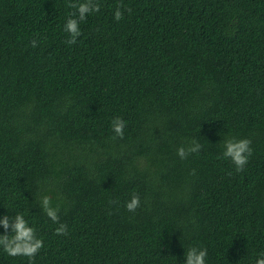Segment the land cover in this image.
<instances>
[{
  "label": "trees",
  "instance_id": "1",
  "mask_svg": "<svg viewBox=\"0 0 264 264\" xmlns=\"http://www.w3.org/2000/svg\"><path fill=\"white\" fill-rule=\"evenodd\" d=\"M69 2L0 0V217L23 214L36 230L33 264H184L190 247L207 249L205 264H255L264 0H98L73 45ZM119 4L131 12L116 21ZM229 137L251 140L239 173L222 156ZM193 139L200 151L180 159ZM41 195L68 235L55 234ZM0 264L28 259L0 249Z\"/></svg>",
  "mask_w": 264,
  "mask_h": 264
},
{
  "label": "clouds",
  "instance_id": "2",
  "mask_svg": "<svg viewBox=\"0 0 264 264\" xmlns=\"http://www.w3.org/2000/svg\"><path fill=\"white\" fill-rule=\"evenodd\" d=\"M66 6L75 9L74 12L69 14V18L63 26V30L69 36L66 43L73 45L77 42V37L81 35L80 23L85 21L89 15L99 12L100 4L98 0H77V2H69ZM125 12L130 13L131 8L119 4L114 10L113 18L116 21H120L124 19ZM30 45L36 48L38 41L32 39ZM125 126L126 122L120 117H115L111 121V128L115 134L114 138L123 139ZM222 146L223 158L230 160L236 172H242L253 153L251 140L248 138L236 139L235 137H229L223 141ZM200 149V143L193 139L188 142L187 146L178 147L176 154L180 159H186L189 154L198 153ZM36 204L39 205L41 211L53 223L58 225L54 230L57 236L68 235L67 225L60 222L59 209L52 206L50 196H39ZM124 207L129 212H135L140 207L139 195L133 194L125 202ZM0 227L4 229V234L0 235V249L9 257H26L28 264H33L35 256L44 247V242L36 235V230L29 226L23 214L18 213L14 217L7 215L0 217ZM207 255L206 248L190 247L186 253L184 252V264H205ZM255 264H264V253H261L255 260Z\"/></svg>",
  "mask_w": 264,
  "mask_h": 264
}]
</instances>
